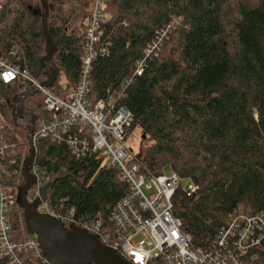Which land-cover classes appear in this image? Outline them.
<instances>
[{
    "label": "trees",
    "instance_id": "obj_1",
    "mask_svg": "<svg viewBox=\"0 0 264 264\" xmlns=\"http://www.w3.org/2000/svg\"><path fill=\"white\" fill-rule=\"evenodd\" d=\"M46 1L47 33L56 48L52 64L64 85L75 87L84 56L85 21L70 25L77 16L87 18L90 0ZM103 3L107 19L97 50L103 47L106 53H97L92 63L87 101L94 105L121 96L117 105L133 118L125 139L135 131L141 134L135 161L154 175L169 167L197 187L191 196L179 187L172 198L173 214L192 245L208 252L232 214L264 213V0ZM11 51L15 57H8ZM45 54L40 1L3 0L0 58L43 83L48 68L42 69L40 61ZM141 61L143 73L135 76ZM48 89L61 98L67 95L56 82ZM20 94L18 82H0V137L16 146V168L24 167L29 157L30 116L14 115ZM22 107L35 115V129L48 116L40 93L27 97ZM35 149L29 172L36 169L48 178L52 210H73L78 227L101 241L104 233L112 237L110 214L129 194L120 171L99 154L76 157L64 143L50 139L38 141ZM12 169L5 166L7 173ZM1 176L4 187L23 185L22 174ZM9 222L15 242L34 238L25 229L19 206ZM93 222L100 224L98 231L92 229ZM32 255L23 252L21 257L29 263Z\"/></svg>",
    "mask_w": 264,
    "mask_h": 264
},
{
    "label": "built area",
    "instance_id": "obj_2",
    "mask_svg": "<svg viewBox=\"0 0 264 264\" xmlns=\"http://www.w3.org/2000/svg\"><path fill=\"white\" fill-rule=\"evenodd\" d=\"M106 19L103 0H92L84 22L85 45L79 81L75 87L63 86L67 94L65 98L44 88L27 70L0 58L1 84L18 82L21 86L19 97L34 89L43 97L44 111L48 116L39 122L37 129L34 128V145L45 139L64 143L74 156L84 158L99 154L120 171L121 179L129 186V194L110 214L114 235L104 233L102 241L99 235H94L129 264H264V213L242 214L238 211L220 227L210 251L194 247L190 236L183 232L181 221L173 214L172 198L182 184L187 196L193 195L197 187L174 172L170 176L150 174L135 161V154L125 145V131L133 118L126 108L117 105L121 96L100 100L94 105L88 103L92 63L97 53H106L103 47L97 50L102 36L100 28ZM156 47L155 44L148 46L146 52L150 53ZM15 55L16 51H11L8 57ZM143 67L144 62H138L134 75L141 76ZM15 155L16 146L0 137V264H50L41 254L35 237L22 243L13 240L9 216L18 207L19 185L17 182L4 187L1 175L18 177L22 174L23 166L15 167ZM6 165L13 166L11 172H6ZM30 173L35 182L28 190L26 200L32 204L40 199L41 189L48 185V178L36 169ZM36 211L56 218L65 227L78 226L73 210L55 213L47 197L39 203ZM91 227L98 231L100 224L93 222ZM29 251L33 255L26 263L21 254Z\"/></svg>",
    "mask_w": 264,
    "mask_h": 264
},
{
    "label": "water",
    "instance_id": "obj_3",
    "mask_svg": "<svg viewBox=\"0 0 264 264\" xmlns=\"http://www.w3.org/2000/svg\"><path fill=\"white\" fill-rule=\"evenodd\" d=\"M41 5V28L45 39L46 54L40 61L42 69H45L46 80L41 84L44 88L54 86L58 70L52 64V57L56 48L47 33L48 4L46 0H39ZM37 90L24 93L14 104V115L21 119L29 115L26 141L28 144L29 157L23 167V185L17 189L16 203L23 211V220L28 234L36 238L41 254L50 264H129L114 250L104 246L97 235L90 233L76 225L65 227L56 218L39 214L37 206L46 200L49 185L41 189L40 199L29 204L26 195L35 182V177L29 172L36 158V149L33 143L35 115L22 107L23 101ZM144 138V137H143Z\"/></svg>",
    "mask_w": 264,
    "mask_h": 264
},
{
    "label": "rangeland",
    "instance_id": "obj_4",
    "mask_svg": "<svg viewBox=\"0 0 264 264\" xmlns=\"http://www.w3.org/2000/svg\"><path fill=\"white\" fill-rule=\"evenodd\" d=\"M25 4H28L30 2V0H22ZM91 5H92V0H90V4L87 8V15L89 14L90 10H91ZM85 21L84 18L77 16L75 18V20L71 23L70 27H79L81 25V23H83ZM65 84V80L63 78V75L60 74V76L58 77V79L56 80V87L61 88L63 87ZM140 139H141V134L139 131H135L133 132L128 139L126 140V147L127 149L133 153V154H137L138 153V147L140 144ZM172 173L171 169L169 167H166L163 171V174L166 176H170ZM182 187H184V184H182Z\"/></svg>",
    "mask_w": 264,
    "mask_h": 264
}]
</instances>
